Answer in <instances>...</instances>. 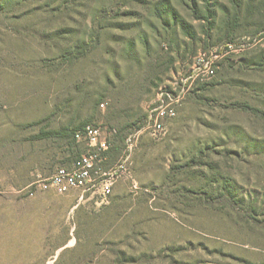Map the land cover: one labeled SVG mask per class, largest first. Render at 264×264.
Masks as SVG:
<instances>
[{"label":"rangeland","instance_id":"374dc122","mask_svg":"<svg viewBox=\"0 0 264 264\" xmlns=\"http://www.w3.org/2000/svg\"><path fill=\"white\" fill-rule=\"evenodd\" d=\"M207 2L208 35L196 17ZM82 43L85 56L63 60ZM199 55L215 73L191 82ZM182 85L188 90L175 115L161 133L138 134L128 173L109 196L23 193L85 151L66 139L36 138L41 130L98 127L111 143L108 167L160 92ZM263 113L259 0H7L0 10V264H264ZM227 181L240 204L214 198Z\"/></svg>","mask_w":264,"mask_h":264},{"label":"built area","instance_id":"2783aa9c","mask_svg":"<svg viewBox=\"0 0 264 264\" xmlns=\"http://www.w3.org/2000/svg\"><path fill=\"white\" fill-rule=\"evenodd\" d=\"M215 63L205 56H197L191 82L212 77L215 73ZM185 78L184 81H187ZM188 87L173 86L162 90L158 101L148 110L140 129H134L125 134L123 151L117 160L106 167L112 152L111 143L104 138L98 127L86 125L74 132V139L79 144H84L85 151L69 161L68 164L57 166L54 171L46 176L32 180L23 188L27 196H34L43 191L53 190L64 193L69 190H79L82 193L98 194L102 197L109 196L115 182L128 173V163L133 151L137 136L141 131L157 135L165 126V120L175 115V106L185 96Z\"/></svg>","mask_w":264,"mask_h":264},{"label":"trees","instance_id":"16d2710c","mask_svg":"<svg viewBox=\"0 0 264 264\" xmlns=\"http://www.w3.org/2000/svg\"><path fill=\"white\" fill-rule=\"evenodd\" d=\"M260 1V6L264 5V0H259ZM5 4H7V0H0V10L5 6ZM214 16V13L210 7V4L207 2L206 5L204 6V9L198 13L196 15L197 18L199 19H203V23H204V33H206V35H208L210 33V30L212 28V18ZM178 26L180 28V30L182 31V33L191 38L194 39L196 37V32L193 30L191 24L186 21L183 18H179L178 20ZM230 41V40H229ZM89 51L88 48V44L87 43H82L79 44L71 49H69L64 55H63V60L66 62L69 61H73L74 59L83 57L87 54V52ZM243 109L251 111L253 113H257L258 110L250 107V106H242ZM264 116V113L262 114ZM139 122V121H138ZM133 126L138 125V123H134L132 124ZM85 125V123H81L78 125H75L73 127H66L64 129H56V130H41L37 136H35L36 138H59V139H66L69 140L71 143H75L77 145H80L79 143H77L74 139V132L76 130H79L81 128H83ZM75 158V157H74ZM72 159H70L71 161ZM195 161V159L193 158L191 160V163H193ZM187 165H191L190 162L188 164H185V166ZM178 169V167H177ZM234 184H232L231 182H225L223 184V189L220 195L214 196L215 199L219 198V197H226L229 202H231L232 204L236 205V204H240L241 198H237L235 196V187L233 186ZM211 199V198H210Z\"/></svg>","mask_w":264,"mask_h":264},{"label":"crops","instance_id":"0c3cea01","mask_svg":"<svg viewBox=\"0 0 264 264\" xmlns=\"http://www.w3.org/2000/svg\"><path fill=\"white\" fill-rule=\"evenodd\" d=\"M54 193H56V192H54ZM60 194V193H59Z\"/></svg>","mask_w":264,"mask_h":264}]
</instances>
